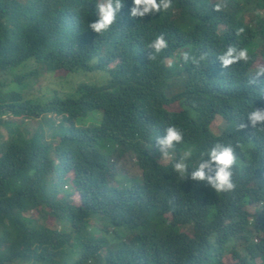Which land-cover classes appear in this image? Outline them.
<instances>
[{
  "label": "trees",
  "instance_id": "obj_1",
  "mask_svg": "<svg viewBox=\"0 0 264 264\" xmlns=\"http://www.w3.org/2000/svg\"><path fill=\"white\" fill-rule=\"evenodd\" d=\"M97 2L0 0V92L10 83L2 74L29 61L50 72L105 71L99 83L47 101L21 89L0 93V117H59L54 143L37 129L0 145V264H264V122L253 128L248 120L264 108V76L256 77L264 66V0H172L143 18H132L133 0H124L102 35L88 27L98 19ZM161 34L168 47L149 60L146 46ZM229 46L250 59L223 68L219 56ZM173 102L178 110L168 108ZM216 115L219 135L207 130ZM170 125L184 140L162 163L151 150ZM216 144L237 157L230 192L191 178ZM126 154L139 177L122 172ZM181 159L184 180L173 167ZM33 209L70 230L37 223L26 216ZM226 249L234 261H222Z\"/></svg>",
  "mask_w": 264,
  "mask_h": 264
},
{
  "label": "rangeland",
  "instance_id": "obj_2",
  "mask_svg": "<svg viewBox=\"0 0 264 264\" xmlns=\"http://www.w3.org/2000/svg\"><path fill=\"white\" fill-rule=\"evenodd\" d=\"M223 3L224 0H211ZM263 11V10H262ZM264 12V11H263ZM258 64V61L256 62ZM11 69V70H10ZM8 71H5L4 83H8L6 86L1 88L2 93H10L11 88L21 89L19 92L25 98L39 99L40 101H47L53 96L60 94L65 95L66 92H71L79 83H99L102 80V77H105V71L94 70V71H73L68 72L64 69H58L55 71H46L40 64L34 63L32 61L27 62L26 64L20 65L17 68H10ZM20 75L22 84L17 86L16 82ZM1 76V77H2ZM171 110H178L179 104L173 102L168 106ZM59 121V117H56L54 114H43L37 118H24L21 116H13L12 114L5 113L0 117V145L5 144L11 137H16L17 135L21 137H28L37 129H41L44 132V137L49 142H56V138L52 136L54 134V128ZM9 122L15 123L10 124ZM223 126V120L220 116L216 115L210 124L207 126V130L215 135L221 133ZM102 145L105 148H112L113 143L111 140H105L102 142ZM1 153V146H0ZM151 153L157 158L160 159L162 163L168 162L171 158L167 155L159 154L157 148L151 150ZM122 172L128 176H140L141 169L137 166L134 159H131L129 154H126L121 161L119 162ZM68 178L70 175H67ZM65 188L71 190L72 192V201L79 203V197L77 192H74L72 185L69 180L66 182ZM247 208L250 209L249 206ZM26 216H31L35 218V221L39 224H43L52 229H61L65 231L70 230L68 222H59L52 216H50L45 211L41 210H31L26 213ZM98 223L97 220L91 219L89 224L94 225ZM99 226V225H98ZM111 229V228H110ZM181 230L185 232H191L190 225H182ZM98 235V234H97ZM222 261L232 262L234 258L231 254L230 249H226L222 256ZM260 258H256V262H259ZM18 264V263H12ZM34 264V263H31Z\"/></svg>",
  "mask_w": 264,
  "mask_h": 264
},
{
  "label": "clouds",
  "instance_id": "obj_3",
  "mask_svg": "<svg viewBox=\"0 0 264 264\" xmlns=\"http://www.w3.org/2000/svg\"><path fill=\"white\" fill-rule=\"evenodd\" d=\"M124 0H98L96 4L98 19L88 24L95 33L102 35L108 31L110 27L117 22L118 14L121 12ZM172 6V0H133V6L131 8L130 16L132 18L145 17L146 14H156L161 11H166ZM220 4L215 6V10H220ZM264 11V9H263ZM261 9L260 13H263ZM244 29H240L239 32H243ZM168 47V42L164 35L157 36L146 48L152 49L149 53V60H154L156 54L162 52ZM206 54H201L199 58L192 57V62L199 65L200 61L204 60ZM188 53L183 54L185 62L189 60ZM250 59L249 53L246 49L236 48L229 46L224 54L219 56V60L222 62L221 66L227 68L229 65H233L238 61L247 62ZM171 67V65H169ZM264 76V66H260L256 70V77ZM250 83H256V79L250 81ZM248 120L253 128H255L258 122H264V108H256L248 114ZM241 129L248 127L247 124H240ZM184 134L182 129L175 125H170L166 128V134L163 137H157V147L161 150L164 156L169 154L168 150H174L176 145L183 143ZM191 153H186L185 158ZM209 159L204 160L198 165V167L191 172V178L193 180L205 181L216 190V192H230L236 185L233 181L232 168L236 163L237 157L234 149L231 146H225L216 144L208 153ZM169 156V155H168ZM174 170L179 173L181 179L187 178V164L184 159L173 165ZM214 169V175L212 173ZM207 170V172H206Z\"/></svg>",
  "mask_w": 264,
  "mask_h": 264
}]
</instances>
